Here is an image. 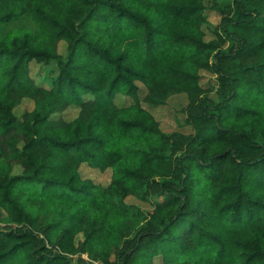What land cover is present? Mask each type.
I'll return each mask as SVG.
<instances>
[{
  "label": "clouds",
  "instance_id": "clouds-1",
  "mask_svg": "<svg viewBox=\"0 0 264 264\" xmlns=\"http://www.w3.org/2000/svg\"><path fill=\"white\" fill-rule=\"evenodd\" d=\"M164 2L180 6L179 0ZM241 4L248 11L257 9V23L264 27V0H241ZM41 6L33 0L32 8ZM123 6L128 7L127 4ZM232 8L236 10L232 18H239L237 6L232 4ZM18 11V7L9 4L0 15ZM152 11L171 16L163 8L158 10L153 7ZM12 27L4 26L6 31ZM137 31L142 32L143 29ZM240 34L257 38L243 30H240ZM19 47V44L12 46L9 43L0 47V51L7 49L8 52H14ZM103 48H107V44ZM125 53H129V56L120 60ZM98 59V56L91 59L73 58L69 69L73 65H84L80 70L66 73L65 84L67 80H72L76 84L75 93L70 92L67 87L58 90V84L54 83L59 76L56 73L47 81L43 92L33 88L28 95H20L18 92L10 94V69L16 64V60L0 68V117H3L0 124L8 116L15 115L22 126V129H17L19 137L15 132L6 137L7 144L17 149L11 152L9 159L25 150L24 145L28 141L21 137L27 133L29 139L48 136L59 145L71 144L73 147L80 140L96 138L92 154L99 161V166L112 168L119 165L118 173L112 177L115 183L111 184L109 190L95 199L89 196L90 191L96 192L91 186L83 191L73 192V199L90 202L78 203L72 207H68L71 200L56 199L61 192H68V179L75 175L74 168L64 175L52 170L67 159L61 147L51 149L47 168L40 173L34 175L35 169L43 161L37 162L27 172H20L19 175L30 179L25 183H17L11 189L9 181L12 174L0 170V202L3 204V214L0 215V264H45L38 260L41 255L37 251L41 246L39 230L57 220L60 223L55 236L64 229H69L70 232L65 237L67 242L68 237L80 234L77 239L86 243L90 250L100 252L101 259L106 254L108 264H159L155 256L168 248L174 249L172 254L176 258L175 264H185V261L188 264H215L221 250V243L212 239L216 236L220 237V241L228 243L230 255L227 259L233 264H244L247 255L257 250V240L259 251L264 253V186L257 185V180L264 177V163L247 169L240 163L259 160L264 156V148L251 146L252 143L264 145V98H258L257 90L253 88L245 101H237L240 108L259 113V116L249 114L239 119L231 116L221 120V128L230 129L231 132L219 138L215 116L220 115V111L217 109L212 115L205 112L204 105L208 101L204 96H210L214 104L220 105L221 100L230 103L224 99L231 95L230 91L225 90L223 95L193 92L187 86L188 81L175 74L173 66L157 58L146 57L143 51H130L128 42L111 51L110 64L107 60L97 64ZM260 62L264 63V59ZM138 83L142 86L139 87L142 89L140 92L135 91ZM239 91L243 93L244 88ZM27 100L34 101V107L29 110L26 119L19 120L23 114L20 105ZM9 106L11 111L5 115L4 109ZM69 108L76 109V116L65 121L63 113ZM50 110H53L52 115L57 125L54 130H49L47 123H34L37 113L43 117ZM160 110L170 114L168 122H158L153 117V112ZM129 112L136 115L137 121L129 133L131 148L120 154L119 158H109L110 153L119 152L111 143L113 129L117 121ZM209 116L212 118L209 119ZM253 126L256 128L254 135ZM3 131L0 127V133ZM238 134H245L247 142L240 139ZM229 148L236 150L237 161L233 163L232 154L229 153L224 161V177L214 185L205 178L207 169L201 171L200 165L202 162L212 161L214 156L219 157ZM23 161L27 163L26 158ZM242 173L244 180L238 183ZM185 177L189 179L186 180ZM189 180L194 182L190 191ZM45 183L48 187L41 195V188ZM83 183L74 182L71 187L81 188ZM221 190H224L222 198L217 201L216 197L221 194ZM189 194L190 203L180 198ZM241 197L244 206L259 215L261 220L239 234H232L228 232V227L234 209L223 216L220 215V210L235 204ZM57 204L61 210L55 215L49 214L48 208ZM181 204L184 205L183 209ZM198 204L203 209H211V220L215 227L201 225L192 233V244L185 252L176 240V222L183 212L189 208L195 209ZM237 241L241 245L250 244L252 247L247 249L238 246ZM43 242L48 243L47 240ZM241 253L247 255L241 257ZM52 254L50 252L47 259ZM201 256L204 257L203 260ZM251 264H264V257Z\"/></svg>",
  "mask_w": 264,
  "mask_h": 264
},
{
  "label": "trees",
  "instance_id": "trees-1",
  "mask_svg": "<svg viewBox=\"0 0 264 264\" xmlns=\"http://www.w3.org/2000/svg\"><path fill=\"white\" fill-rule=\"evenodd\" d=\"M36 3L42 6L32 8L33 0H0V13L9 4L19 8L18 13L0 15V25L13 23V27L6 31V35L5 33L0 34L3 37L0 38V47L9 43L12 46L17 44L20 46L14 52H8L7 49L0 51V68H4L12 60H16V64L10 69L12 75L10 94L11 92H18L20 95H28L33 88L38 92H43L46 90L44 86L47 81L51 80L56 73H59V76L54 83L58 84V90L67 87L70 92L75 93L76 84L72 80H67L65 84L66 73L80 70L84 65H73L72 69H69V64L72 63L73 58L88 57L91 59L98 56L97 64L106 60L110 64L112 62L110 59L111 51L128 42L130 51L132 49L143 51L146 57L157 58L165 64L173 66L175 74L183 76L188 81L187 86H190L193 92L201 94L214 92L217 95H223L225 90L230 91L231 95L224 98L230 103L221 100L220 105L214 104L210 96H204V99L208 101V104L204 105L205 112H210L212 115L217 109L220 111V115L215 116L219 138H223L231 132L230 129L221 128L219 123L221 120L231 116L239 119L249 114L259 116V113L240 108L237 104V101H245L247 94L253 88L257 90L258 98H264V63L260 62L261 59H264V27H260L257 23L259 11L257 9L246 10L241 4V0H231V3L229 0H179V7L166 4L164 0H36ZM124 4H127L128 7H124ZM232 4H235L239 9V18L237 19L232 18L233 12L236 11L232 8ZM153 7L158 10L166 9L171 16L158 14V11L153 12ZM207 10L217 13L219 19L216 23L208 20L205 14ZM149 17H154V19ZM21 18L28 19L33 25L32 28L15 23ZM17 25L19 26L17 27ZM140 28L143 29L142 32L137 31ZM206 30L212 34L209 39L205 38ZM240 30L250 32L257 38L252 39L249 36L241 35ZM133 38L134 42H132ZM61 43H64V51L59 50ZM104 44H107V48H103ZM128 56L129 53H125L119 59L123 60ZM33 61L44 66L53 63L52 67L45 69L47 76L44 77L43 83L36 82L31 75V63ZM202 71L211 75L205 82L202 81L204 78ZM242 87L244 88L243 93L239 91ZM138 90L137 84L135 91L138 92ZM31 102L33 108L34 101ZM29 110H25L19 120L26 119L29 116ZM10 111L11 106L4 109L5 115ZM52 111L50 110L43 117L37 113V119L34 123H47L49 130H54L57 125ZM211 118L212 116H209V119ZM63 119L68 121L64 117ZM0 120H3V117H0ZM136 124V115L131 112L117 121L111 135V143L113 147L119 149V152L110 153L109 158H119L120 154L129 151L132 145L129 133ZM0 127L4 129L3 133H0V170H6L12 174V179L9 181L10 189L17 183L27 182L30 178L23 177L19 173L34 168L37 162L43 161L40 167L35 169L34 175L47 168L53 147H61L67 159L52 170L59 175H64L72 168L75 170V175L68 179V192H61L60 196L56 197V199L71 200L68 207L78 203L90 202L82 201L79 198L73 199V192L83 191L84 188L91 186V188L96 189V192L90 191L89 196L95 199L104 191L109 190L111 184L115 183L112 177L118 173L119 165L112 168L99 166V161L92 154L96 138L90 137L80 140L73 147L71 144L59 145L57 141L48 136L29 139L25 133L21 137L28 141L24 145L25 150L20 152L17 157L9 159L11 152L17 149L7 144L6 137L14 132L19 137L17 129H22V126L15 115H10L7 120L0 124ZM255 132L256 128L253 126V135ZM238 135L240 139L247 142L245 134ZM251 146L252 148H264V145L256 143H252ZM229 153L232 154V162L236 163V150L229 148L219 157L214 156L212 161L202 162L200 165L201 171L207 169L205 178L214 185L224 177V161ZM25 158L27 163L23 161ZM121 163H130V161H121ZM240 163L244 165L245 169L254 168L264 163V156L259 160L240 161ZM83 164L98 168L101 171L110 169V181L103 185L84 177L80 172V167ZM185 179L188 180L189 177H185ZM243 180L244 175L242 173L238 183ZM81 181L84 182L83 187H71L74 182ZM192 183L194 182L189 180V191ZM257 185L264 186V177L257 180ZM47 187L48 184L45 183L41 188V195L44 194V189ZM223 191L221 190V194L217 195V201L222 198ZM180 198L191 202L190 194ZM249 203L251 204V202ZM183 208L184 205L181 204V209ZM230 209H234V211L228 227L229 233L239 234L250 225L257 224L261 220L259 215L244 206L243 197L235 204L222 208L220 215L223 216ZM58 210H61L58 204L48 208L51 215H55ZM2 214L3 204L0 202V215ZM9 214H11L10 210ZM210 214L211 209H203L198 204L195 209L189 208L178 218L176 240L185 252L192 244V233L201 225L215 227ZM59 223L60 221L57 220L40 228L41 246L37 249L41 253L38 256L39 261H43L45 264H108L106 254L105 258L101 259L102 254L100 252L90 250L86 243H81L79 239L76 242L75 239L78 234L68 237L67 242H65V237L70 232L69 229H64L58 236H55L54 233ZM8 227L11 228V226ZM212 239L214 242L221 243V250L217 255L215 264H233L231 260L227 259L230 255L228 243L220 241L219 236L212 237ZM44 240H47L48 243H44ZM237 245L247 249L252 247L250 244L241 245L239 241H237ZM255 247L257 250L251 255L240 254L241 257L247 255L244 264H251L252 261L264 257V253L259 251V240L256 241ZM173 250V248H168L156 255L155 258L159 264H175L176 258L172 254ZM50 252L53 254L50 259H47ZM203 259L204 257L201 256V260ZM185 264L188 262L185 261Z\"/></svg>",
  "mask_w": 264,
  "mask_h": 264
},
{
  "label": "rangeland",
  "instance_id": "rangeland-1",
  "mask_svg": "<svg viewBox=\"0 0 264 264\" xmlns=\"http://www.w3.org/2000/svg\"><path fill=\"white\" fill-rule=\"evenodd\" d=\"M205 14L208 17V20L213 22V23H216L219 19V16L214 11L207 10ZM21 21H23V22H21ZM15 23H18L24 27L32 28V26H33L32 23L26 18H21L20 20L16 21ZM6 25H9V24H1L0 25V34L5 33L6 30H5L4 26H6ZM11 25H13V23ZM211 37H212V34L208 30H206L205 38L209 39ZM59 50L64 51V43L60 44ZM52 66H53V63H51L50 65L44 66L41 63H37V62L33 61L31 63V75L33 76V78L35 79L36 82L43 83L42 77H45V69L50 68ZM202 74L204 75V78L202 79L203 82H205L208 79V77L211 76L208 72H205V71H202ZM138 86L142 87L141 85H139V83H138ZM140 91H142V89L139 88L138 92H140ZM32 106H33L32 102L30 100H27L20 105V108L23 109V112H24L27 109H31ZM153 115L159 122H162V123H166L171 119L170 114L165 110L154 111ZM75 116H76V109L75 108H69L66 111H64V113H63V117L67 120H70V119L74 118ZM80 172L84 177L92 179L95 183H100V184L106 185L110 181V174H111L110 169H106L104 171H101L98 168L89 167V166L83 164L80 167ZM78 235H80V234H78ZM75 240L77 242L78 239L76 238Z\"/></svg>",
  "mask_w": 264,
  "mask_h": 264
}]
</instances>
